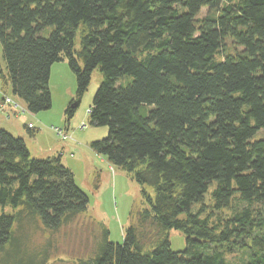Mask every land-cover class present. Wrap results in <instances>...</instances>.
Wrapping results in <instances>:
<instances>
[{"label":"trees","instance_id":"1","mask_svg":"<svg viewBox=\"0 0 264 264\" xmlns=\"http://www.w3.org/2000/svg\"><path fill=\"white\" fill-rule=\"evenodd\" d=\"M0 44L1 103L8 86L30 113L51 107L54 63L75 77L70 104L99 70L88 120L107 135L88 147L143 205L111 242L60 156L0 128V264H264V0H0ZM79 218L85 245L60 253Z\"/></svg>","mask_w":264,"mask_h":264},{"label":"rangeland","instance_id":"2","mask_svg":"<svg viewBox=\"0 0 264 264\" xmlns=\"http://www.w3.org/2000/svg\"><path fill=\"white\" fill-rule=\"evenodd\" d=\"M206 13V10L201 11V16ZM79 38L75 41V47H79ZM0 68L5 71V63L2 58V48L0 44ZM53 73L49 78V90L51 94L50 109L40 111L36 114L30 113L26 110L25 105L21 100L15 98L9 87H5L7 96H9L13 104H10V111L15 117L12 120L15 122L13 132L16 137H24L29 142L31 155L35 158H48L52 156H60V161L63 155V165L68 167L73 175L75 183L88 195L89 204L86 216L102 222L109 231V240L113 243H122V234L124 229L129 225V213L132 210H137L143 205L141 203L140 186L132 181L125 172L114 167L108 169L109 164L104 157L97 155L91 150L89 143L99 141L106 137L107 128L94 127L90 125L88 120V109L91 107L94 93L100 85L103 77L96 68L91 75L89 85L86 92L74 103V111L72 116L67 118L65 111L72 100H76V83L73 73L68 68L66 61L64 63H56L54 65ZM130 78H124V83L128 82ZM2 83L0 80V90ZM2 93L0 92V99ZM4 106V105H1ZM1 114V112H0ZM38 115V116H37ZM2 129H6L4 124ZM29 125L31 129H40L35 131L34 136H30L26 127ZM54 128L60 129L67 134L70 139L62 141L59 134L54 131ZM8 131V130H6ZM42 132L41 136L38 134ZM21 135V136H19ZM35 137V141L34 138ZM68 139V138H67ZM32 145L40 149V156H35L36 151L33 150ZM62 147V148H61ZM30 152V151H29ZM39 159V158H38ZM90 169L92 177H89ZM113 171V172H112ZM100 174L106 178L100 190L94 189L96 175ZM151 197H154V190L150 186H145ZM10 213L9 207H0L1 212ZM83 223L81 219L70 225L66 231L63 230V235H69L64 239V245H59V251L64 252L65 249H71L79 245H85L80 241L79 237L75 235L81 228ZM168 239L170 248L173 251H181L185 248V238L181 232L177 230H170L168 232ZM94 241L89 242L87 248L92 250ZM230 257H228L229 259ZM62 259L67 264H71L73 258L68 255L58 254L55 258L48 261L47 264L57 263L56 260Z\"/></svg>","mask_w":264,"mask_h":264},{"label":"crops","instance_id":"3","mask_svg":"<svg viewBox=\"0 0 264 264\" xmlns=\"http://www.w3.org/2000/svg\"><path fill=\"white\" fill-rule=\"evenodd\" d=\"M65 61H63V62H58V63H64ZM56 63H54L52 66H51V70H50V77H51V74L53 73V69H55L54 68V65H55ZM49 77V78H50ZM0 112H1V114H0V128H2L3 127V125H1V124H4L5 126H7V127H4V128H6L5 130H8V132H13L12 130H13V128H14V126H15V122L12 120V118H14L15 119V117L16 116H14L13 114H12V112L10 111V107L7 105V104H5L4 106H1V99H0ZM38 116V115H37ZM31 131H33V130H37V131H40V129H36V127L34 126V129H30ZM42 135V132H40L39 134H38V136H41ZM19 136H21V135H19ZM21 138H23V140H24V142H25V144H26V146L28 147V149H29V151H30V153H31V147H30V145H29V142L26 140V138H24V137H21ZM34 138V141H35V137H33ZM70 139V137L68 138V139H66V140H69ZM62 141H65V140H62ZM32 148H33V150H35L36 151V155L35 156H40V149L39 148H37L35 145H32ZM62 148V147H61ZM37 158H42V157H37ZM61 163H63V155H62V158H61ZM64 164V163H63ZM111 167L110 166H108V169H110ZM96 176H98L99 177V188H98V190H100V188H101V186H103V183H104V181H105V179L106 178H103L100 174H97ZM89 177L91 178L92 177V171H91V169H90V172H89ZM97 190V191H98ZM123 235V234H122Z\"/></svg>","mask_w":264,"mask_h":264},{"label":"built area","instance_id":"4","mask_svg":"<svg viewBox=\"0 0 264 264\" xmlns=\"http://www.w3.org/2000/svg\"><path fill=\"white\" fill-rule=\"evenodd\" d=\"M4 103H5V104H10V103H11V104H13V107H15V104L13 103V101H12L10 98L5 97V99H4ZM28 127H30V126H28ZM54 131H56L57 134L60 135V137H61L62 140L69 138V136H68L67 134L63 133V132H62L60 129H58V128H54Z\"/></svg>","mask_w":264,"mask_h":264},{"label":"clouds","instance_id":"5","mask_svg":"<svg viewBox=\"0 0 264 264\" xmlns=\"http://www.w3.org/2000/svg\"><path fill=\"white\" fill-rule=\"evenodd\" d=\"M13 101V100H12ZM1 105H3L2 103H1ZM29 125H27V127H28ZM29 129H31L30 127H28Z\"/></svg>","mask_w":264,"mask_h":264}]
</instances>
